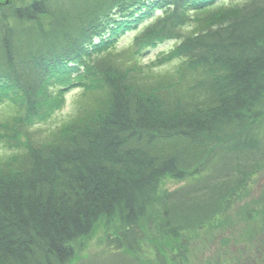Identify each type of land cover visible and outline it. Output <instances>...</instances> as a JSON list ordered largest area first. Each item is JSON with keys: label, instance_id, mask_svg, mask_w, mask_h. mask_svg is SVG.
I'll list each match as a JSON object with an SVG mask.
<instances>
[{"label": "trees", "instance_id": "obj_1", "mask_svg": "<svg viewBox=\"0 0 264 264\" xmlns=\"http://www.w3.org/2000/svg\"><path fill=\"white\" fill-rule=\"evenodd\" d=\"M17 1L0 0V100L34 125L62 107L66 88L98 89L101 76L107 97L64 137L0 166V264H139L131 255L149 249L161 264L183 263L188 235L231 214L264 167V0ZM150 20L134 53L178 40L162 61L182 58L194 72L184 93L140 90V73L102 66ZM48 95V111L35 112ZM166 177L187 183L162 191ZM115 219L108 255L81 263L79 241Z\"/></svg>", "mask_w": 264, "mask_h": 264}, {"label": "rangeland", "instance_id": "obj_2", "mask_svg": "<svg viewBox=\"0 0 264 264\" xmlns=\"http://www.w3.org/2000/svg\"><path fill=\"white\" fill-rule=\"evenodd\" d=\"M28 1L18 0L15 3L22 4ZM242 1L232 0L227 5ZM158 15L159 13L155 14V16ZM192 16L198 17L197 14ZM201 16L204 17L205 15ZM195 21L186 30L189 34L201 28L199 20L195 19ZM139 31L141 28L127 34L114 49H110L103 56V68L114 65L128 70L130 73L134 71L140 73V75H133L140 90H158L160 88L162 90L168 89L166 92L170 95H174L176 92L184 93L193 83L194 72L187 68L182 58L173 59V61L166 63L160 60L163 54L167 56L171 54H169L171 50H176V42L162 43L150 55L139 58L134 53V37ZM141 70L144 72L142 73ZM101 84L102 77L99 76V83H95V87L99 85L98 89L93 88L94 90L89 91V88L86 87L71 90L63 97L64 105L58 112L47 118L43 124L32 128H25L23 117L27 111L21 104L17 106L10 103L0 105V133L5 134L4 139L12 141L11 145L15 143L19 147L10 148L7 143L0 141V166L9 168L10 164L14 163L15 158L26 152V147L29 148V145L37 148L52 143L59 136L64 137L70 128L75 127L88 117L99 105V102L106 99V90L102 89L103 85ZM50 90L51 94L54 95L52 91H58V87L51 84ZM48 99L49 95L48 97L37 98L32 103L35 112L37 110L40 114L46 113L50 108ZM17 115L19 120L15 122ZM186 183V180L166 177L162 179L160 188L162 191H171ZM263 190L264 167L255 176L252 185L241 194L231 214L209 225L203 232L188 235L189 247L181 264H244L248 262L259 264L260 261L255 262L256 259L252 258L255 254H259V250L264 249V200L261 198ZM249 214L252 215L251 219H249ZM103 222L104 220L100 221L92 233L76 245L75 255L77 259H82L81 263H88L94 259L102 260L108 255L107 236L115 233L117 219L113 220L107 229H105ZM229 228H233V230ZM216 236L218 239L222 236L223 240L218 241ZM234 238L238 239L237 247H234L232 242ZM223 242L225 249L222 254V256L224 255L222 263L220 260L222 256H217L216 248H218V243ZM256 245H258L257 248ZM253 247L255 250L250 252ZM228 248L234 252L229 254ZM245 248L249 251L248 254H245ZM127 254L130 255V253ZM131 256L137 259L139 264H161L156 261L152 249ZM167 258L169 259L168 264H173L170 257L167 256Z\"/></svg>", "mask_w": 264, "mask_h": 264}]
</instances>
